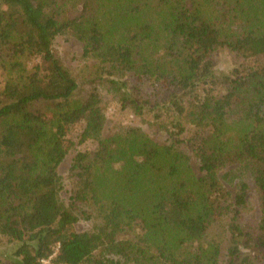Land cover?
<instances>
[{"label":"trees","instance_id":"trees-1","mask_svg":"<svg viewBox=\"0 0 264 264\" xmlns=\"http://www.w3.org/2000/svg\"><path fill=\"white\" fill-rule=\"evenodd\" d=\"M104 96L149 132L109 126ZM79 126L95 146L64 204ZM0 248V264H264V0H0Z\"/></svg>","mask_w":264,"mask_h":264},{"label":"rangeland","instance_id":"rangeland-1","mask_svg":"<svg viewBox=\"0 0 264 264\" xmlns=\"http://www.w3.org/2000/svg\"><path fill=\"white\" fill-rule=\"evenodd\" d=\"M53 50L65 63V65L68 66L72 71H74L75 73H79V71L83 70L82 68L83 63L80 59L82 53V45L78 41L68 36L58 37L55 40ZM232 63L233 62L231 60V57L224 51H221L217 56L216 66L219 72H224V73L228 72L232 67ZM103 108L105 109V114L107 120L109 121V126L114 127L115 123L116 126L119 123H123V124H128L130 126L141 127L145 132H149L145 124L137 117L129 116V115L115 116L116 106L113 103H111L110 98H108L107 96H104L103 98ZM81 130L82 127L79 126L74 128L70 132L68 137L72 142L75 143V146L68 152L65 160L58 168V173L61 175L63 180V189L60 193V199L64 204H68V200L70 197V190L72 186V183L68 178V167L72 156L74 155L75 152L79 150L93 149L95 146L93 142L78 144L79 134ZM154 138L160 141V139H157V137ZM250 201H251L250 211L253 215L256 216L258 209L253 194L250 197ZM91 226H92V222L80 220L76 224V230L79 232L90 231ZM2 249L9 250L10 247L8 248L4 247Z\"/></svg>","mask_w":264,"mask_h":264},{"label":"built area","instance_id":"built-area-1","mask_svg":"<svg viewBox=\"0 0 264 264\" xmlns=\"http://www.w3.org/2000/svg\"><path fill=\"white\" fill-rule=\"evenodd\" d=\"M50 259H51V256L48 259H42L40 260V264H51Z\"/></svg>","mask_w":264,"mask_h":264}]
</instances>
